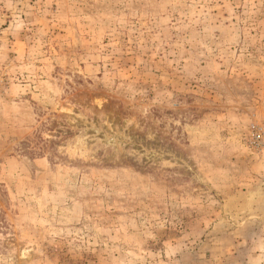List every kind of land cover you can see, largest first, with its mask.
Segmentation results:
<instances>
[{
  "label": "rangeland",
  "instance_id": "374dc122",
  "mask_svg": "<svg viewBox=\"0 0 264 264\" xmlns=\"http://www.w3.org/2000/svg\"><path fill=\"white\" fill-rule=\"evenodd\" d=\"M0 264H264V0H0Z\"/></svg>",
  "mask_w": 264,
  "mask_h": 264
},
{
  "label": "bare ground",
  "instance_id": "6f19581e",
  "mask_svg": "<svg viewBox=\"0 0 264 264\" xmlns=\"http://www.w3.org/2000/svg\"><path fill=\"white\" fill-rule=\"evenodd\" d=\"M30 251H31V250H29V249H28V250H26V251H24V252H23V256H22V257H23V258H26V257H28V256L30 255Z\"/></svg>",
  "mask_w": 264,
  "mask_h": 264
}]
</instances>
